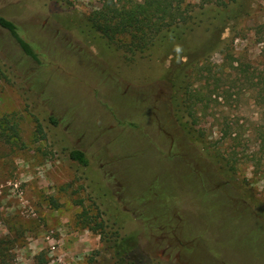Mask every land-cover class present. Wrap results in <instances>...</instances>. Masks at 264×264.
I'll list each match as a JSON object with an SVG mask.
<instances>
[{
	"label": "rangeland",
	"instance_id": "obj_1",
	"mask_svg": "<svg viewBox=\"0 0 264 264\" xmlns=\"http://www.w3.org/2000/svg\"><path fill=\"white\" fill-rule=\"evenodd\" d=\"M100 4L0 0V15L35 52L0 27V117L19 137L0 138V237L14 239L7 264H109L90 229L100 220L104 232L136 237L116 264H264V101L233 68L264 67L254 36L264 0L196 8L184 37L141 55L88 29ZM194 63L220 79L207 105L179 120L178 83Z\"/></svg>",
	"mask_w": 264,
	"mask_h": 264
},
{
	"label": "trees",
	"instance_id": "obj_2",
	"mask_svg": "<svg viewBox=\"0 0 264 264\" xmlns=\"http://www.w3.org/2000/svg\"><path fill=\"white\" fill-rule=\"evenodd\" d=\"M99 8L92 11L86 19L85 25L90 31H98L108 41H118L126 51L131 55L144 54L156 44H167L172 40H179L191 31L196 23L195 18L204 5L212 4L219 8L227 10L229 1L232 0H200L199 4L191 3L185 0H100ZM229 9V8H228ZM230 10V9H229ZM220 13L223 18L230 17V14ZM234 17V16H232ZM0 26L3 27L12 36L21 50L30 57H35L33 47L25 41L19 34L16 25L9 19L0 15ZM257 43L261 44V52H264V28L258 26L254 31ZM231 55L230 67L237 61ZM233 66L234 69L240 70L245 83L248 86H257L259 96L264 101V67L262 69L241 67L240 62ZM238 65V67H237ZM205 71V72H204ZM4 72L0 66V79ZM220 76L214 72L211 73L209 66L192 65L190 71L185 73L179 80L178 87L183 90L186 99L181 100L182 107L176 103L174 113L177 119H181L183 111L188 116L194 117L193 105L202 103L207 105L208 100L214 89L218 85ZM238 79V78H237ZM211 82L212 89L208 84ZM201 81H203L201 83ZM204 88V89H203ZM202 110V109H201ZM187 129V124L182 123ZM36 132L42 136V129L39 123L36 125ZM260 143L264 145V127L260 131ZM0 138L4 141L14 142L19 139L17 124L7 116L0 117ZM71 159L77 160L85 165L86 158L82 151L71 149L68 151ZM232 167V165H230ZM233 168V167H232ZM54 206H57L55 203ZM86 215V212H83ZM86 218V216H85ZM88 225V222L86 223ZM105 224L103 221H97L90 226L92 231H96L100 239L105 242L103 251L108 253L106 256L109 264H116L136 247L137 240L134 234L120 235L117 228L110 232H104ZM106 234V235H105ZM13 238L0 237V264H7L10 258L9 249L13 243ZM39 264H42L39 261Z\"/></svg>",
	"mask_w": 264,
	"mask_h": 264
},
{
	"label": "flooded vegetation",
	"instance_id": "obj_3",
	"mask_svg": "<svg viewBox=\"0 0 264 264\" xmlns=\"http://www.w3.org/2000/svg\"><path fill=\"white\" fill-rule=\"evenodd\" d=\"M2 16V15H1ZM4 17V16H3ZM6 18V17H5ZM6 19H8V18H6ZM9 20H11V19H9ZM15 25H16V27H17V29H18V31H19V27H18V25L13 21V20H11ZM1 27V26H0ZM1 28H3V27H1ZM4 29V28H3ZM23 38V37H22ZM24 39V38H23ZM25 41H27L26 39H24ZM28 42V41H27ZM31 46H33L30 42H28Z\"/></svg>",
	"mask_w": 264,
	"mask_h": 264
}]
</instances>
